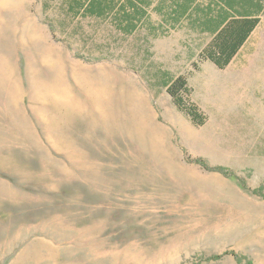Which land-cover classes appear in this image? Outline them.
Masks as SVG:
<instances>
[{
	"label": "rangeland",
	"instance_id": "1",
	"mask_svg": "<svg viewBox=\"0 0 264 264\" xmlns=\"http://www.w3.org/2000/svg\"><path fill=\"white\" fill-rule=\"evenodd\" d=\"M75 1L0 0V264H264V16L221 69L208 0L177 24L151 0L132 34L134 0Z\"/></svg>",
	"mask_w": 264,
	"mask_h": 264
},
{
	"label": "trees",
	"instance_id": "2",
	"mask_svg": "<svg viewBox=\"0 0 264 264\" xmlns=\"http://www.w3.org/2000/svg\"><path fill=\"white\" fill-rule=\"evenodd\" d=\"M150 1H128L130 10L127 5L123 6L124 18L122 19V25L130 34L136 31L137 22L145 18L142 8ZM75 3L77 5L75 11L77 16L83 15L92 18H102L109 15L116 7L115 0H76ZM196 3L197 0H174V10L169 16L177 24L180 20L191 15L195 10ZM195 12L198 14V23L202 27L201 32L213 36L211 44L203 51L204 61H210L217 67L224 69L231 63L260 25L264 16V0H208L206 8L198 7ZM163 15L165 16V14ZM165 88L177 108L185 113L194 124L201 126L206 123V118L199 112V109L194 105L189 106L187 104V97L190 96L191 90L185 76L167 81ZM197 163L210 171L231 176L226 174V170L221 167L208 168L202 160H197ZM238 181L244 189H247L245 182L239 179ZM262 192L263 189L252 191L255 195H263ZM231 255L236 258L239 264H242V258L235 253ZM215 259L220 258L215 256Z\"/></svg>",
	"mask_w": 264,
	"mask_h": 264
}]
</instances>
